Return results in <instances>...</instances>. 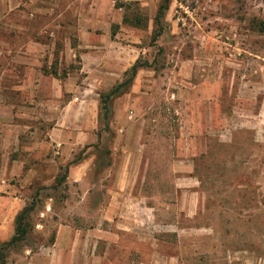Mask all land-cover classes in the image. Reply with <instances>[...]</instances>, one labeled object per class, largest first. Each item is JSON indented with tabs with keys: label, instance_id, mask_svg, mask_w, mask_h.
Returning <instances> with one entry per match:
<instances>
[{
	"label": "rangeland",
	"instance_id": "1",
	"mask_svg": "<svg viewBox=\"0 0 264 264\" xmlns=\"http://www.w3.org/2000/svg\"><path fill=\"white\" fill-rule=\"evenodd\" d=\"M141 2L149 3L144 10ZM165 2L116 3L137 5L125 13L141 26L137 38L148 51L140 61L152 65L138 82L101 103L96 117H81L86 144L66 162L50 144L51 123L38 113L33 86L23 80L31 65L20 61L23 51L7 52V42L24 44L27 37H8L1 28L0 123L6 126L0 135V194L9 188L27 205L35 202L32 230L11 248L6 264H24L26 255L50 245L59 221L98 218L102 213L63 207L103 203L119 183L125 198L138 204L137 219L152 222L141 229L144 238L156 239L153 246H140L145 262L264 264V0H169L158 25L157 6ZM36 38L62 45L55 36ZM79 67L53 63L35 70L63 78ZM79 86L101 96L113 89ZM93 119L97 144L87 142ZM89 158L85 182H69L75 161ZM49 206L55 211L48 216ZM135 213L125 218L135 219Z\"/></svg>",
	"mask_w": 264,
	"mask_h": 264
},
{
	"label": "crops",
	"instance_id": "2",
	"mask_svg": "<svg viewBox=\"0 0 264 264\" xmlns=\"http://www.w3.org/2000/svg\"><path fill=\"white\" fill-rule=\"evenodd\" d=\"M90 1H98V6L95 8ZM96 1L0 0V30L2 28L7 32L8 37L15 34L27 37L24 44L7 42V52L23 51L24 56L20 57V61L31 65L29 76L23 80L25 84L33 86L31 97L37 103L39 115L51 123L47 133L50 144L60 148V161H68L80 144L85 146L80 136L81 117H96L101 108V95L97 92H80L79 84L109 85L112 89L124 81L126 73L148 51L142 36L137 38L141 26L136 16L128 19L125 13H130L132 7L137 5L128 3L129 7H125L127 3L119 5L114 0ZM147 4L141 2L139 6L144 10ZM89 5L91 14H86L85 8H89ZM21 6L23 10H19ZM36 20L42 23L37 24ZM114 25L119 26L117 33L113 32ZM47 35L60 38L62 45L56 48L54 43L44 44L36 40V37ZM73 38L75 43H72ZM120 39L127 41L123 43ZM41 52L48 54V57L41 59L39 55H34ZM75 62L79 63V70L69 71L63 78L35 70L37 66L50 67L53 63L58 67L69 66ZM145 69L138 70L133 84L140 80ZM33 71L39 72V76L35 77ZM94 121L89 126L87 142L97 144L100 137ZM4 126L3 122L0 123V135ZM91 164V158L74 163L69 182L83 184ZM12 192L8 188L5 194H0V243L9 241L15 235L16 217L27 205L23 196ZM107 192L109 199L103 203H79L63 207L68 212H79L83 208L102 214H98L93 221H59L54 241L26 255L24 264H150L143 260L140 246L144 242L153 246L156 239L144 238L141 230L145 225L152 226V222L137 219L139 206L125 198L128 194L121 183ZM88 193L86 191L85 196ZM49 208L48 216L55 211L52 206ZM148 209L154 208L151 206ZM129 211H136L135 219L125 218ZM86 222L89 224L86 225ZM152 248L151 252L154 253Z\"/></svg>",
	"mask_w": 264,
	"mask_h": 264
},
{
	"label": "trees",
	"instance_id": "3",
	"mask_svg": "<svg viewBox=\"0 0 264 264\" xmlns=\"http://www.w3.org/2000/svg\"><path fill=\"white\" fill-rule=\"evenodd\" d=\"M169 9V0H166L159 9L156 17V23L158 25L161 24V19L165 16V12ZM151 63L149 61L141 62L140 60L126 73V77L123 82L117 84L113 89L106 94L105 96H101V102L106 105V101L110 100L112 97L117 95L122 89L131 85L138 73V70L141 68L151 67ZM104 108V107H103ZM77 161H75L76 163ZM66 176L64 177V179ZM35 210V202L34 200L25 206V208L17 215L15 220V235L6 242L0 243V264H6L8 259V252L13 247L19 246V244L26 240L32 230L31 223V214Z\"/></svg>",
	"mask_w": 264,
	"mask_h": 264
},
{
	"label": "built area",
	"instance_id": "4",
	"mask_svg": "<svg viewBox=\"0 0 264 264\" xmlns=\"http://www.w3.org/2000/svg\"><path fill=\"white\" fill-rule=\"evenodd\" d=\"M115 1V3H118V2H122V1H131V0H114Z\"/></svg>",
	"mask_w": 264,
	"mask_h": 264
}]
</instances>
